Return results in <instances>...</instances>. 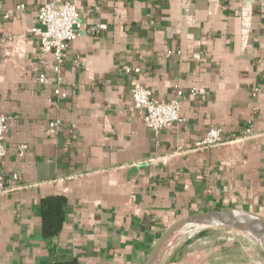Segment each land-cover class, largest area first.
<instances>
[{
	"label": "crops",
	"instance_id": "crops-1",
	"mask_svg": "<svg viewBox=\"0 0 264 264\" xmlns=\"http://www.w3.org/2000/svg\"><path fill=\"white\" fill-rule=\"evenodd\" d=\"M46 1L0 0L1 10L25 4L6 20L0 12V112L13 116L0 170L21 177L0 189V264L56 257L142 264L182 218L232 209L264 222V7L254 0H70L83 28H107L69 42L62 97L54 92L52 55L40 65L30 34ZM123 64L140 73H124ZM135 79L164 100L178 84L181 120L158 133L147 128L129 110ZM54 120L59 127L49 132ZM248 124L251 135L239 139ZM209 126L236 138L191 150ZM17 144H26L22 155L9 151ZM48 198L59 202L58 222L44 217ZM194 240L166 242L152 264H250L259 256L234 243L202 248Z\"/></svg>",
	"mask_w": 264,
	"mask_h": 264
},
{
	"label": "built area",
	"instance_id": "built-area-1",
	"mask_svg": "<svg viewBox=\"0 0 264 264\" xmlns=\"http://www.w3.org/2000/svg\"><path fill=\"white\" fill-rule=\"evenodd\" d=\"M191 1V0H190ZM257 1L261 7H264V0ZM25 10L24 3H17L11 9L1 10V17L6 20L11 16H18ZM107 28L106 23H94L84 26L80 18V13L76 5L70 0L55 2L53 0L46 1L40 4L36 9L35 23L30 29V34L38 40L40 65L46 64V54H51L53 58V70L56 74V87L54 92L62 97L66 96V91L61 90V85H65L66 81L61 74V64L65 59V51L70 41L77 38L83 31L88 34H95ZM175 51L168 50L167 54ZM178 52V51H177ZM124 73H140L138 65H121ZM36 79L39 82L45 81V74L37 69ZM175 94L170 99H158L152 95L149 88L143 85L137 79L134 80L130 88L131 105L130 111H139L142 116L144 125L158 133L164 127L169 126L174 122H179L180 117V101L182 99V91L178 84L174 85ZM192 90L191 92H193ZM258 92V88L253 89V93ZM13 116L6 115L0 112V165L3 157L7 153V149L3 145L4 133L7 129V123ZM59 127V121L54 120L49 122L48 131L55 132ZM251 135L250 124L243 129L242 137ZM236 138L234 134L224 135L221 127L209 126L205 132L197 140L193 142L191 150H203L214 147L216 145L232 141ZM26 148V144H17L12 146L9 151L12 154L22 155ZM21 177L16 173L9 175L4 174L0 170V189L12 187L20 181ZM18 185V184H17Z\"/></svg>",
	"mask_w": 264,
	"mask_h": 264
},
{
	"label": "rangeland",
	"instance_id": "rangeland-1",
	"mask_svg": "<svg viewBox=\"0 0 264 264\" xmlns=\"http://www.w3.org/2000/svg\"><path fill=\"white\" fill-rule=\"evenodd\" d=\"M203 223L204 222L187 224V226L180 229L176 234H178L181 230H188L189 228L195 230L193 232L191 231V233L185 232L181 236L176 237L173 241L172 238L169 241L176 246L177 243L195 239L194 241L197 243L203 244L202 248L206 247L204 244L210 243H234L240 247L239 253H242L241 246L250 248L251 253L258 251L257 253H259V256L257 255L255 259L252 254V260H250V264H256V261L264 260V250L259 244V241L251 236L248 232L242 230V228L227 223H211L212 225L210 223H208L209 225H204L205 223Z\"/></svg>",
	"mask_w": 264,
	"mask_h": 264
},
{
	"label": "bare ground",
	"instance_id": "bare-ground-1",
	"mask_svg": "<svg viewBox=\"0 0 264 264\" xmlns=\"http://www.w3.org/2000/svg\"><path fill=\"white\" fill-rule=\"evenodd\" d=\"M202 222L205 223V224L203 223L204 225H206V224L209 225L208 223H210V224L211 223H227V224L236 225V226L242 228V230H244L245 232H248L254 238H256L264 250V223L262 221H260L259 218L255 217L254 215H251V214L245 213V212H241V211H237V210H233V212H222V213L216 214V215L211 216L210 218H208ZM185 226H187V224L182 226L178 230H176L170 236L168 241L171 238H173L172 239V241H173L176 237L181 236L185 232L191 233V231L193 232L195 230V229L189 228L188 230H181L178 234H176L180 229L184 228Z\"/></svg>",
	"mask_w": 264,
	"mask_h": 264
},
{
	"label": "water",
	"instance_id": "water-1",
	"mask_svg": "<svg viewBox=\"0 0 264 264\" xmlns=\"http://www.w3.org/2000/svg\"><path fill=\"white\" fill-rule=\"evenodd\" d=\"M222 212H233L231 209H225V210H220V211H212V212H207L201 215H196L192 217H185L182 218L178 221H175L171 225H169L165 231L156 239L154 244L152 245L151 249L147 253L144 261L142 264H152L154 261L155 257L157 256L158 252L160 249L163 247V245L168 241L170 236L179 228L186 224H194L198 222L205 221L206 219L210 218L211 216H214L216 214L222 213ZM261 221V220H260ZM263 222V221H262ZM264 223V222H263Z\"/></svg>",
	"mask_w": 264,
	"mask_h": 264
},
{
	"label": "trees",
	"instance_id": "trees-1",
	"mask_svg": "<svg viewBox=\"0 0 264 264\" xmlns=\"http://www.w3.org/2000/svg\"><path fill=\"white\" fill-rule=\"evenodd\" d=\"M45 203L48 204V208L46 209L44 213V217L52 220V218H55L58 212L57 210L59 207V202H55L53 199L48 198L47 201H45ZM55 220L56 222H58V219L55 218ZM52 225H55V224L52 223ZM48 264H77V261H76V258L56 257V258H53Z\"/></svg>",
	"mask_w": 264,
	"mask_h": 264
}]
</instances>
